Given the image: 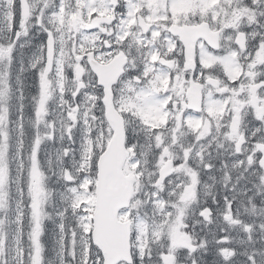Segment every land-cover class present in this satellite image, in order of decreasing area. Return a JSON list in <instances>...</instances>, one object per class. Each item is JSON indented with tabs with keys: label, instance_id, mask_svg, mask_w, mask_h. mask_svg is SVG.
<instances>
[{
	"label": "snow or ice",
	"instance_id": "1",
	"mask_svg": "<svg viewBox=\"0 0 264 264\" xmlns=\"http://www.w3.org/2000/svg\"><path fill=\"white\" fill-rule=\"evenodd\" d=\"M0 264H264V0H0Z\"/></svg>",
	"mask_w": 264,
	"mask_h": 264
}]
</instances>
